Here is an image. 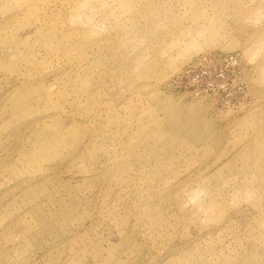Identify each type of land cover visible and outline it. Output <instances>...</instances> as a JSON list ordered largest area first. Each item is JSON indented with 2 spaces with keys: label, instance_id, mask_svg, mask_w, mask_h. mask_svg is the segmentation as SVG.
<instances>
[{
  "label": "rangeland",
  "instance_id": "374dc122",
  "mask_svg": "<svg viewBox=\"0 0 264 264\" xmlns=\"http://www.w3.org/2000/svg\"><path fill=\"white\" fill-rule=\"evenodd\" d=\"M0 264H264V0H0Z\"/></svg>",
  "mask_w": 264,
  "mask_h": 264
},
{
  "label": "built area",
  "instance_id": "2783aa9c",
  "mask_svg": "<svg viewBox=\"0 0 264 264\" xmlns=\"http://www.w3.org/2000/svg\"><path fill=\"white\" fill-rule=\"evenodd\" d=\"M215 58H220V57H215V56H206L205 58H203V61H205L206 63L211 61V60H215ZM221 62H225L226 66H241V61L240 58H238L237 56H225L222 60H220Z\"/></svg>",
  "mask_w": 264,
  "mask_h": 264
}]
</instances>
